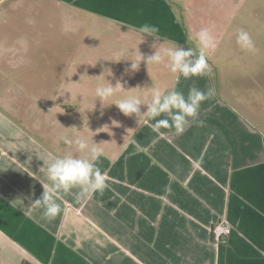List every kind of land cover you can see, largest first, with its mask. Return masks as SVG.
Instances as JSON below:
<instances>
[{
	"label": "crops",
	"instance_id": "crops-1",
	"mask_svg": "<svg viewBox=\"0 0 264 264\" xmlns=\"http://www.w3.org/2000/svg\"><path fill=\"white\" fill-rule=\"evenodd\" d=\"M2 1L0 264H264V131L216 93L198 110L204 126L192 122L181 135L162 128L163 135L157 136L150 127L154 121L125 116L113 104L126 95L145 101L153 85L162 92L175 87L185 95L193 87L214 89L209 75L181 77L177 83L163 63L155 65L160 66L156 74L154 64L145 61L128 70L113 60L122 54L139 63V53L153 54L154 44L187 49L189 33L194 36L201 28H210L221 42L233 26L232 0H54L79 15L82 36L64 42V49L76 51L66 57L58 89L49 87L50 92H64V101L52 114L51 107L43 112L50 129L40 136L35 133L41 119L26 130L30 121L20 115L23 106L3 92L9 88L4 83L10 30L4 25ZM144 23L159 27L160 41L142 39L133 30ZM111 31L128 34L127 50H117L115 36L106 38ZM27 54L33 53L21 56ZM122 72L131 73L133 80L118 79ZM117 82L125 89L102 104L96 87ZM146 110L141 105V113ZM113 124V138L100 137L99 144L93 133ZM70 132L102 148L98 166L109 188L89 200H78L76 190L63 195L58 200L61 213L48 221L28 206L44 191L43 162L67 153L85 155L65 142L72 139ZM220 220L231 224L223 244L212 231Z\"/></svg>",
	"mask_w": 264,
	"mask_h": 264
},
{
	"label": "rangeland",
	"instance_id": "rangeland-1",
	"mask_svg": "<svg viewBox=\"0 0 264 264\" xmlns=\"http://www.w3.org/2000/svg\"><path fill=\"white\" fill-rule=\"evenodd\" d=\"M236 1L232 0V6L228 7L231 13H235L233 26L221 42L217 41L216 49L207 54L211 67L209 76L217 96L249 123L264 131V0H239V7L234 3ZM2 2L3 10L7 9L4 25L10 30L7 35V82L2 78L9 88L3 92L9 93L10 101H17L23 106L20 107V115L30 121L25 124L26 130L34 127L36 120L41 119L37 121L39 133H35L40 136L50 129L49 121L44 118L43 112L47 107L54 108L59 101H64V92H50L49 87L58 89L64 79L62 75L65 72L66 57L76 51L75 48L70 50L64 49L63 46L69 38L82 36L78 31L79 24H76L79 15L54 0ZM240 30L250 34L255 46L253 51L242 50L238 46L236 37ZM114 36L119 41L116 43L117 50H127L128 34L112 31L106 33V38ZM190 46L194 45H187V49ZM21 53L33 54L22 57ZM49 55L52 57L51 61L48 59ZM113 61L116 67L128 70L133 63L131 59H124L122 54L116 56ZM105 62L107 65L111 61ZM94 65L97 67V64ZM103 65L105 64H100L99 67ZM155 65L153 70L157 74L160 66L156 68ZM118 79L131 81L133 77L131 73L122 72ZM53 111H57V108L50 109L51 114ZM105 126L104 130L100 129L92 135L99 137L100 144V137L112 139L117 129L114 124ZM64 131L62 129L60 133L63 134ZM70 133L72 138H75L74 132ZM72 147L74 148L73 145Z\"/></svg>",
	"mask_w": 264,
	"mask_h": 264
},
{
	"label": "clouds",
	"instance_id": "clouds-1",
	"mask_svg": "<svg viewBox=\"0 0 264 264\" xmlns=\"http://www.w3.org/2000/svg\"><path fill=\"white\" fill-rule=\"evenodd\" d=\"M129 27L128 25H123ZM133 30L139 32L142 39L153 37L160 41V29L156 25L144 23ZM188 40L194 46L184 49L177 44L167 48H156L153 54L140 55V62L133 61L131 68L138 69L141 61L146 64H164L175 77L177 83L180 78L190 79L192 77H203L211 74V67L208 63V52L217 47V39L210 28H201L193 36L188 35ZM236 42L242 50L253 51L254 43L247 31L240 30L236 37ZM137 88V87H136ZM125 89L119 82L113 86L98 85L95 90V96L102 104L104 101L113 97L118 91ZM151 90L150 98L142 101L137 95H126L116 100L113 104L117 106L125 116H137L139 120L146 118L145 122L154 121L150 127L157 136L163 135L161 129H174L177 135L183 134L190 123L195 122L198 127L204 126V121L198 120L199 108L202 102L215 95L214 89H208L206 92L195 87L191 88L187 95L175 87L160 91L154 85L148 87ZM141 105H145L147 110L141 113ZM165 116L166 118L157 119ZM191 118V119H189ZM65 142L73 145L76 152L85 153L83 157L67 153L61 156H52L46 162L45 167L46 181H41L44 189L41 197L31 202L28 208L39 210L44 219L54 220L62 211L61 203L58 200L63 195L73 193L78 200H89L96 194H103L109 188L106 173L102 172L98 166L101 157L104 155L99 144L90 142L84 137H75L65 139ZM155 143V139L153 140ZM24 210V208H23Z\"/></svg>",
	"mask_w": 264,
	"mask_h": 264
},
{
	"label": "built area",
	"instance_id": "built-area-1",
	"mask_svg": "<svg viewBox=\"0 0 264 264\" xmlns=\"http://www.w3.org/2000/svg\"><path fill=\"white\" fill-rule=\"evenodd\" d=\"M213 238L219 244L228 242V237L231 231V224L225 220H220L213 227Z\"/></svg>",
	"mask_w": 264,
	"mask_h": 264
},
{
	"label": "trees",
	"instance_id": "trees-1",
	"mask_svg": "<svg viewBox=\"0 0 264 264\" xmlns=\"http://www.w3.org/2000/svg\"><path fill=\"white\" fill-rule=\"evenodd\" d=\"M22 264H32V263L29 262L28 260H24Z\"/></svg>",
	"mask_w": 264,
	"mask_h": 264
}]
</instances>
